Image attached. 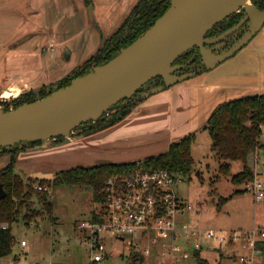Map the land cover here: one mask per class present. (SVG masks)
Listing matches in <instances>:
<instances>
[{
  "label": "crops",
  "instance_id": "crops-1",
  "mask_svg": "<svg viewBox=\"0 0 264 264\" xmlns=\"http://www.w3.org/2000/svg\"><path fill=\"white\" fill-rule=\"evenodd\" d=\"M11 1H18L20 7L28 3L42 22L30 20L29 43L24 37L3 50L0 46V91L5 97L53 83L73 71L98 48L100 43L91 48L98 39L103 42L121 24L138 0H0V7ZM19 10L14 6L18 16L27 13ZM248 43L252 45L213 68L137 99L127 115L105 127L73 131L59 141L50 138L23 148L16 154L15 167L34 177L35 172L53 173L75 165L140 159L164 152L172 141L190 132L197 137L218 104L264 92V25ZM9 160L10 154L1 152L0 168Z\"/></svg>",
  "mask_w": 264,
  "mask_h": 264
},
{
  "label": "trees",
  "instance_id": "trees-1",
  "mask_svg": "<svg viewBox=\"0 0 264 264\" xmlns=\"http://www.w3.org/2000/svg\"><path fill=\"white\" fill-rule=\"evenodd\" d=\"M170 1L138 0L121 24L78 67L53 83L44 84L37 89H30L16 95L10 102L5 103L3 109L14 108L22 103L32 102L43 97L51 90L69 84L73 77L86 74L93 66L106 62L121 47L128 45L150 26L168 8ZM251 1L257 7L264 8V0ZM89 2L90 0H86V3ZM243 13V8L230 12L209 29L205 36H215L230 28L238 22ZM227 38L225 37V39ZM173 64H182L178 70L196 71V74L207 69L202 62L199 48L196 46L183 52L174 60ZM150 82H152L151 87H153L162 84L163 79L161 76H156L148 83ZM143 87L133 96L124 98L109 107L97 119L81 123L74 129H81L80 133L89 132L123 118L128 114L135 101L142 98V93L150 88L144 89ZM111 109L114 110L112 114L106 115ZM261 123H264V92L246 94L218 104L202 127V129H207L210 134L211 148L221 161L219 167L222 172L227 173L229 171V161L241 160L243 162L242 169L232 176L234 181L244 183L253 176V170L250 166L254 158L253 154L257 147L263 146L264 148L259 140L262 134ZM62 138L63 136L59 135L55 137V140L59 141ZM195 139L196 132H190L171 142L164 152L146 156L141 160L75 165L56 171L50 178L23 177L15 171L16 154L27 146L41 143L42 140L22 141L9 147H0V153L10 154L9 162L0 168V183L6 191V195L0 199V258L11 255V253L17 257L18 251L13 250L16 238L12 232V224L19 218L22 207L27 208L22 218L29 220L39 215L41 210L49 215L52 214V197L44 189L34 187L35 181L49 187H55L59 184L89 185L93 188L94 201L100 203L103 198L101 188L104 180L115 173L127 172L144 165L166 168L180 175L181 178L191 174L195 170L194 158L191 153ZM92 217L96 218L95 209L92 210ZM2 222H6L7 226L2 227ZM258 246L264 252V245L258 243ZM196 254L199 255L200 251H196ZM130 256L136 258L133 253ZM198 264H209V262L206 259H201Z\"/></svg>",
  "mask_w": 264,
  "mask_h": 264
},
{
  "label": "water",
  "instance_id": "water-1",
  "mask_svg": "<svg viewBox=\"0 0 264 264\" xmlns=\"http://www.w3.org/2000/svg\"><path fill=\"white\" fill-rule=\"evenodd\" d=\"M235 1L171 0L150 26L106 62L32 102L0 109V147L59 135L66 137L81 123L97 119L118 101L133 96L156 76H161L163 83L149 88L142 97L195 75L196 71L174 73L182 64H173L192 47L199 48L204 66L213 68L240 50L264 25V8L252 2L244 3V15L236 24L206 37L209 29L232 12L228 8ZM90 7L89 4L91 16ZM246 20L250 27L248 32L226 50H213ZM5 195L0 183V199Z\"/></svg>",
  "mask_w": 264,
  "mask_h": 264
},
{
  "label": "rangeland",
  "instance_id": "rangeland-1",
  "mask_svg": "<svg viewBox=\"0 0 264 264\" xmlns=\"http://www.w3.org/2000/svg\"><path fill=\"white\" fill-rule=\"evenodd\" d=\"M26 1L27 0H25V2ZM249 2L252 1L247 0L244 3ZM244 3H240L231 11L241 10L243 8L242 4ZM14 6L16 9L19 8V11L26 10L27 13L18 16L14 13ZM27 6L28 3L22 4L20 7V5L18 6V1H11L0 7L1 50L10 47L11 43H16L24 37V41L27 43H29V40H32V35L26 33L28 28L32 27L29 26L30 20L34 19L35 23H41L42 18L37 14L33 15L32 11H30ZM88 16L90 17L89 12ZM262 27L256 31L249 41L262 31ZM249 30V26H243L239 32H237V30L235 34L231 33L232 35H228L227 39L224 38L218 43L217 50L223 48V46L226 45L225 42L229 43L228 46H230L233 39L235 40L238 36L241 38ZM248 42L241 49L248 45H252V43L250 44ZM99 43L101 44L102 41L98 39L96 44L91 48H95ZM239 51L240 50L237 52ZM71 64L74 63H69V65ZM11 78H13V76H11ZM8 81L10 83L12 79L9 78ZM2 82L3 79H0V83ZM145 87L144 89H146ZM1 92L2 91H0V109H3L6 105L5 103L10 102L15 96L5 97L1 95ZM113 111V109L109 110L106 115H111ZM80 130L81 129H74V131L79 133ZM72 133L75 132L72 131ZM259 140L260 143L264 145V133L260 135ZM191 153L194 158L195 170H193L191 174L181 178L177 185L179 197L192 205V209L186 211L185 214L182 215V218L203 229L196 237V240L201 244L200 253L207 258L209 264H214L219 243L214 239L208 238L205 231L208 228L217 230L222 229L225 231V234H228L227 232L233 230L252 229L256 226L262 227L264 226V202H255L252 194L247 191L243 182L232 180V176L243 167V162L241 160L229 161V171L227 173L222 172L219 167L221 161L211 148V138L207 129H203V131L198 133L192 145ZM253 157L250 163L253 173L258 172L260 176L264 178L263 146L256 148ZM143 158L128 161L141 160ZM15 171L23 177L27 176L22 167L16 166ZM54 173L55 172H35L33 176L36 178H50ZM34 184L40 183L35 181ZM42 185L46 187L44 190L52 197V214L49 215L47 212L40 209L41 212H39V215L29 220L22 218L27 211L25 206L22 207L19 218L12 224V232L16 238L13 250L16 252L18 251L17 257L20 256L19 252L21 248L19 243L20 240L24 238L27 241V245L25 246L26 252L23 253L24 261L34 262L51 260L63 263L85 261L89 252L88 249L82 245L81 231L77 228V223L88 218L92 210L99 206V203L95 202L93 199V188L86 184H59L55 187H49L45 184ZM228 247H231V244H228ZM115 250L116 251L111 255L110 261L113 264H141L137 257L134 258L130 256V251L127 252L123 248L122 242L118 243V247H116ZM262 253L264 260V252ZM12 254L13 253H11V255ZM146 260L147 263L153 262L151 257L149 259L146 258Z\"/></svg>",
  "mask_w": 264,
  "mask_h": 264
},
{
  "label": "built area",
  "instance_id": "built-area-1",
  "mask_svg": "<svg viewBox=\"0 0 264 264\" xmlns=\"http://www.w3.org/2000/svg\"><path fill=\"white\" fill-rule=\"evenodd\" d=\"M264 133V124H260ZM181 176L166 168L139 166L115 173L104 180L102 201L91 215L77 223L82 245L88 255L82 262L34 261L23 259L27 241L20 240V256L1 259L0 264H113L111 255L118 243L141 264H198L207 258L200 251L196 237L203 229L182 218L192 205L179 197ZM257 203L264 202V178L257 172L244 182ZM37 189H46L34 184ZM199 211V210H198ZM2 227L7 223L2 222ZM208 238L216 240L218 252L214 264H263L264 226L227 232L208 228ZM231 244V247H228ZM152 258L153 262L147 263ZM142 258V260H141Z\"/></svg>",
  "mask_w": 264,
  "mask_h": 264
},
{
  "label": "flooded vegetation",
  "instance_id": "flooded-vegetation-1",
  "mask_svg": "<svg viewBox=\"0 0 264 264\" xmlns=\"http://www.w3.org/2000/svg\"><path fill=\"white\" fill-rule=\"evenodd\" d=\"M243 15H244V13H243ZM246 21L248 22V20H246ZM246 21H245V22H246ZM245 22H244V23L238 28V31L236 30L237 32H239V30L241 29V27H243V26H246V27L249 26V24H248L247 22H246V23H245ZM237 32H236V33H237ZM232 34H235V32H233ZM242 34H243V33H242ZM227 37H228V36H227ZM227 37H226V38H227ZM238 38H239V36H238L235 40L233 39V41L231 42V45L234 44V42H235L236 40H238ZM225 43H226V45L223 46V48H219V49L217 50V46H216L213 50L216 51V52H222V51L226 50L228 47L231 46V45L228 46L229 43H227V42H225ZM209 46H212V44H209ZM180 71H181V70H177V71H175L174 73L180 74V73H183V72H184V71H181V72H180ZM147 84H148L149 86H148ZM147 84H145L146 87H145V85H143L146 89L149 88V87L151 86L152 83H147ZM144 87H143V88H144Z\"/></svg>",
  "mask_w": 264,
  "mask_h": 264
},
{
  "label": "bare ground",
  "instance_id": "bare-ground-1",
  "mask_svg": "<svg viewBox=\"0 0 264 264\" xmlns=\"http://www.w3.org/2000/svg\"><path fill=\"white\" fill-rule=\"evenodd\" d=\"M247 0H237L235 1L229 8H228V11H231L233 10L237 5H239L240 3H244L246 2Z\"/></svg>",
  "mask_w": 264,
  "mask_h": 264
}]
</instances>
